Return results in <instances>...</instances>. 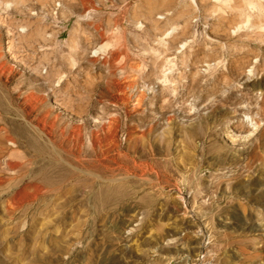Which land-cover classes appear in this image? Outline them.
Instances as JSON below:
<instances>
[{"label":"rangeland","instance_id":"1","mask_svg":"<svg viewBox=\"0 0 264 264\" xmlns=\"http://www.w3.org/2000/svg\"><path fill=\"white\" fill-rule=\"evenodd\" d=\"M0 264H264V0H0Z\"/></svg>","mask_w":264,"mask_h":264},{"label":"built area","instance_id":"2","mask_svg":"<svg viewBox=\"0 0 264 264\" xmlns=\"http://www.w3.org/2000/svg\"><path fill=\"white\" fill-rule=\"evenodd\" d=\"M60 7H61V3H55L54 5L48 7L45 11L48 14H52L56 16L58 14Z\"/></svg>","mask_w":264,"mask_h":264},{"label":"bare ground","instance_id":"3","mask_svg":"<svg viewBox=\"0 0 264 264\" xmlns=\"http://www.w3.org/2000/svg\"><path fill=\"white\" fill-rule=\"evenodd\" d=\"M254 6V5H253ZM257 6V5H256ZM169 34V33H168ZM100 51V50H99ZM104 51V50H103ZM257 128V126L255 125V124H253L252 126H251V131H254L255 129Z\"/></svg>","mask_w":264,"mask_h":264}]
</instances>
